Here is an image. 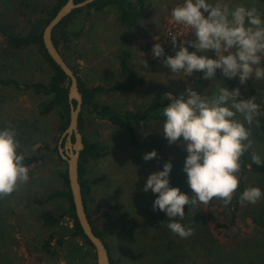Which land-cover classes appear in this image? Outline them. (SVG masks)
Wrapping results in <instances>:
<instances>
[{
    "label": "rangeland",
    "instance_id": "1",
    "mask_svg": "<svg viewBox=\"0 0 264 264\" xmlns=\"http://www.w3.org/2000/svg\"><path fill=\"white\" fill-rule=\"evenodd\" d=\"M21 0H0V27L11 25L16 31H26L27 23L20 7ZM52 0H30L36 9ZM248 0H225L231 6L248 4ZM149 5L147 17L127 27L120 23L117 10L109 6L102 11L84 10L75 15L70 30L79 33L71 42L67 59L74 64L80 77L89 85L111 86L124 80L119 67V55L123 49L130 51L131 65L142 78L133 90L120 89L101 94L100 101L118 109L137 110L150 101L158 100L171 92L174 96L186 93L192 86L197 92L215 90L217 83L229 89L239 87L242 97H257L261 105L259 127L252 126V149L264 159V80L252 79L245 85L239 77L223 79L217 69L218 81L203 79L202 72L184 78L173 74L162 63L167 56H174L170 36H166L171 9L183 0H146ZM256 7L257 4H255ZM258 9L261 13L264 10ZM203 11V10H202ZM207 15V13H205ZM172 18V17H171ZM177 25L178 41L193 40L195 34L186 26ZM189 31V32H188ZM0 35V77H11L19 82L48 81L52 69L36 46L15 51L6 49ZM160 43L164 57H154L152 49ZM189 51L195 49L188 45ZM200 53H198L199 55ZM207 55L215 57L214 52ZM145 63L147 66H145ZM46 100L41 94L30 90L0 87V128L9 124L17 130L21 147L18 152L31 154L38 147L58 144L60 118L57 109L40 114L39 108ZM83 138L105 144L109 153L104 157L91 158L86 163V177L91 191L86 209L94 226L104 233L111 246V254L119 264H264V198L255 204L247 202L238 210L236 225L225 230V242L211 223V218L226 220L219 215L220 203L213 199L208 204L185 205L182 223L194 228L193 235L181 238L167 227L170 218L165 212L153 210L158 193L143 190L147 177L162 170L171 157L170 186L179 187L191 195L187 174L183 165L187 151L178 144H169L161 131L162 123L150 121L138 126L136 142H129L126 132L107 122L92 120L84 115ZM155 149L158 158L145 161V153ZM66 168L56 154L29 167V180L21 184L11 195L0 202V264H92L93 248L80 237L71 235L72 220L64 216L53 227L44 224L40 212L51 210L56 215L67 206L63 198L37 203L51 190L62 189L59 172ZM258 186L264 191V178L256 174L246 177V187ZM109 214V218L106 215ZM180 220L179 217L171 218ZM54 237L48 240V236ZM63 237L58 245L56 238ZM49 244L46 245L45 242ZM71 252V253H70ZM74 253V254H73ZM82 258V259H81ZM76 260V261H75Z\"/></svg>",
    "mask_w": 264,
    "mask_h": 264
},
{
    "label": "clouds",
    "instance_id": "2",
    "mask_svg": "<svg viewBox=\"0 0 264 264\" xmlns=\"http://www.w3.org/2000/svg\"><path fill=\"white\" fill-rule=\"evenodd\" d=\"M171 17L176 25L186 26L195 34L193 40L178 41L174 32H168L177 50L162 63L173 74L183 73L187 78L199 71L203 79L215 82L220 69L224 80L238 76L243 85L252 79L264 80V13L255 3L249 7L242 3L231 6L225 0H183L171 9ZM188 45L195 50L190 52ZM152 52L154 57L165 56L160 43L154 45ZM208 52H214L215 57ZM210 91L211 95L209 91L200 93L188 86L186 93L178 97L165 93L164 99L169 103L161 111L164 138L188 153L183 171L191 195L170 186L171 157L162 170L147 177L143 188L145 192L158 193L153 210L165 212L170 218L167 227L181 238L194 233L191 225L182 223L185 205L208 204L213 199L223 201L225 207L231 204L239 188L242 157L252 144V126L259 127L261 105L256 96L245 99L239 87L229 89L219 83ZM17 135L10 124L0 128V198L11 195L29 180L25 156L18 152L21 145ZM153 158H158L155 149L143 156L145 161ZM251 161L256 165L264 163L255 152ZM262 198L264 191L250 186L241 193L239 201L255 204ZM176 217L180 220L171 219Z\"/></svg>",
    "mask_w": 264,
    "mask_h": 264
},
{
    "label": "trees",
    "instance_id": "3",
    "mask_svg": "<svg viewBox=\"0 0 264 264\" xmlns=\"http://www.w3.org/2000/svg\"><path fill=\"white\" fill-rule=\"evenodd\" d=\"M29 1L30 0H21L20 6H18V9H20V7L29 9L22 13L23 16L26 17V31H16L11 25H4L0 27V35L4 39L3 42L6 45V49L10 51L36 46L50 65L52 69L51 75L46 82H19L18 80L11 77H0V87L11 86L15 89L30 90L35 94L44 95L46 97V100L41 104L39 112L40 114L44 115L49 113L53 109H57L60 118L59 131L62 133L69 122V80L63 73V71L58 67V65L55 64V62L47 54L42 42V32L46 24L51 20L58 9L67 0H52L40 7L39 10H36L29 3ZM74 1L80 2L82 0ZM247 2H250L248 4L252 5L253 3H255L258 7L261 8V10H264V0H248ZM109 6H112L117 10L120 23L127 27L135 25L140 19L147 17L149 13V5L147 4L146 0H95L85 7L72 10L67 16H65L54 27L52 38L55 46L60 51L64 60L70 65L73 72L77 76L78 89L82 95V109L79 114L78 122L79 130L82 136H84V115H86L87 117L89 116V118H91L92 120L104 121L116 128L124 130L129 137V142L135 143V133L138 126L146 125L150 121L163 123L164 118L161 115V111L163 107H165L169 103V101L167 99H164L163 96L158 100L150 101L140 109L130 110L118 109L109 103L99 100V96L101 94L115 92L120 89L133 90L142 83V78L131 65L130 51L128 49H123L119 55V67L122 74L124 75V80L119 84L111 86L87 84L80 77L78 68L74 64H70L67 59L69 50L71 48V42L73 41L74 37H78L79 35V33H75L70 30V25L72 24L75 15L84 10L99 12ZM83 144L84 147L81 150L79 157L78 172L85 210L87 212V216L91 223L93 232L102 239L108 250L110 263L119 264V257L116 259L112 257V249L110 244L106 241L102 230L94 226L93 220L91 219L86 209L88 196L91 191L89 179L86 177V163L91 158H99L108 155L109 150L107 145L98 142H91L86 138H83ZM253 152L255 151L252 149V147H250L249 151L246 152L242 157V167L239 173V188L234 194L231 204L228 207H225L223 203H220L218 205L220 209L218 214L224 215L226 217V220L223 219V221H220L218 218H211L213 227L219 233L222 234L223 232L225 242L228 240V235L225 233V230H230L232 226L236 225L238 220L239 208L242 205L247 204V201H245L243 204L239 201L241 193L247 188L246 177L250 174H256L264 178V163H262L261 165H256L255 163H253L251 161V154ZM53 154H56L58 159L63 164H66V162L61 158L59 154L57 143L54 144V146L46 144L43 147H38L36 151L31 154H25V159L23 162L28 167H31L32 165L38 164L43 161L47 156ZM262 161H264V159H262ZM59 177L62 180V189L51 190L48 193H45L43 198L36 199V202L41 204L48 202L54 198H63L67 201V206L62 209L57 215L51 210H43L40 212L41 219L45 225L53 227L58 224L64 216H69L72 220L71 235L74 237H80L87 245L93 248L90 241L84 236L82 229L76 219L65 166L64 169L59 172ZM0 202H3V198H0ZM106 217L109 218V214H107ZM53 237L54 236L50 234L48 236V240ZM63 242L64 240L62 236L56 238V243L58 245H62ZM45 244L48 245L49 241L45 242ZM92 257L93 259L95 258L93 253L91 254V258ZM92 264L96 263L93 262Z\"/></svg>",
    "mask_w": 264,
    "mask_h": 264
},
{
    "label": "water",
    "instance_id": "4",
    "mask_svg": "<svg viewBox=\"0 0 264 264\" xmlns=\"http://www.w3.org/2000/svg\"><path fill=\"white\" fill-rule=\"evenodd\" d=\"M95 0H82L75 2L67 0L46 24L42 32L43 46L49 57L58 65L69 80L68 103H69V122L63 130L58 140V151L61 158L66 162V174L71 192L74 213L84 236L90 241L94 250L96 264H111L108 250L102 239L92 230L91 223L85 210L81 187L79 183L78 163L80 152L84 147L83 136L79 130V114L82 109V95L78 89L77 76L70 65L64 60L60 51L53 42L52 32L54 27L72 10L85 7ZM74 101V103H73ZM73 137V140H72Z\"/></svg>",
    "mask_w": 264,
    "mask_h": 264
},
{
    "label": "built area",
    "instance_id": "5",
    "mask_svg": "<svg viewBox=\"0 0 264 264\" xmlns=\"http://www.w3.org/2000/svg\"><path fill=\"white\" fill-rule=\"evenodd\" d=\"M172 20V18H171V16H170V18H169V20ZM169 25L170 26H168L167 28V30H166V33H165V35L167 36H169V34H168V32H174V31H177V25L174 23V21L172 20L170 23H169ZM178 27H180L179 25H178Z\"/></svg>",
    "mask_w": 264,
    "mask_h": 264
}]
</instances>
